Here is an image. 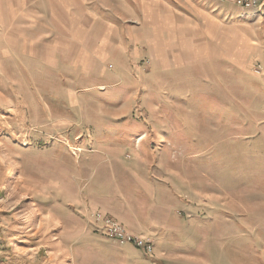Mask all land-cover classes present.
<instances>
[{
  "label": "rangeland",
  "instance_id": "rangeland-1",
  "mask_svg": "<svg viewBox=\"0 0 264 264\" xmlns=\"http://www.w3.org/2000/svg\"><path fill=\"white\" fill-rule=\"evenodd\" d=\"M127 3L0 0V264H264V10Z\"/></svg>",
  "mask_w": 264,
  "mask_h": 264
},
{
  "label": "built area",
  "instance_id": "built-area-1",
  "mask_svg": "<svg viewBox=\"0 0 264 264\" xmlns=\"http://www.w3.org/2000/svg\"><path fill=\"white\" fill-rule=\"evenodd\" d=\"M220 1L231 3L242 11H252L256 13H262L264 10V0H220ZM113 221L111 219H106L105 221L108 225V230L105 233L107 240L118 242L121 244L123 243L132 244L138 248L144 247V249L147 250L150 249L148 246L144 245L141 241L127 234L119 224H116Z\"/></svg>",
  "mask_w": 264,
  "mask_h": 264
},
{
  "label": "crops",
  "instance_id": "crops-1",
  "mask_svg": "<svg viewBox=\"0 0 264 264\" xmlns=\"http://www.w3.org/2000/svg\"><path fill=\"white\" fill-rule=\"evenodd\" d=\"M129 3L133 4V9L129 8L128 10H126V13L129 16L128 18L131 19L132 21H136V20L143 21L144 22L143 29L145 30V32L146 30H148L151 33L153 32L154 40L152 41L151 39H146L145 44L148 46L153 42V46L156 47L155 51L157 52V0H129ZM221 3H225L227 5H231L235 7L233 4L228 2H221ZM148 35L149 34H147V37Z\"/></svg>",
  "mask_w": 264,
  "mask_h": 264
}]
</instances>
